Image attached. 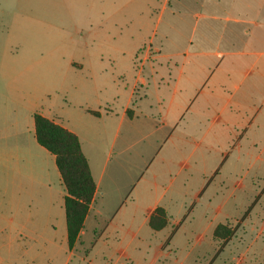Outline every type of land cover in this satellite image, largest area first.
I'll use <instances>...</instances> for the list:
<instances>
[{
    "label": "crops",
    "instance_id": "1",
    "mask_svg": "<svg viewBox=\"0 0 264 264\" xmlns=\"http://www.w3.org/2000/svg\"><path fill=\"white\" fill-rule=\"evenodd\" d=\"M124 3L47 17L68 39L80 30L92 44L111 46V72L103 55L89 61L93 108L53 115L44 108L47 86L8 73L12 99L1 95L0 111V233L6 211L31 205L48 217L46 207H58L67 233V192L55 157L37 142L39 114L78 136L96 184L72 250L66 239L79 264H189L193 253L195 264H264V251L254 250L263 225L252 238L255 221H264L254 212L264 205V187L250 192L264 181V0H164L146 9L140 0ZM165 17L136 71L152 22L155 36ZM159 209L167 225L156 231L151 220ZM220 225L233 230L230 238H215ZM26 226L37 235L31 211ZM39 238L44 249L26 251L29 263L57 260V243ZM207 239L214 249H203ZM179 249L187 250L182 260Z\"/></svg>",
    "mask_w": 264,
    "mask_h": 264
},
{
    "label": "rangeland",
    "instance_id": "2",
    "mask_svg": "<svg viewBox=\"0 0 264 264\" xmlns=\"http://www.w3.org/2000/svg\"><path fill=\"white\" fill-rule=\"evenodd\" d=\"M122 2H107V0H0V111L3 109L1 95L7 99H12L8 87L12 79L8 73L19 75L24 73L25 82H35L38 86H47L44 100V108H50L53 115L61 116L62 112L77 111L80 106H91L94 101L88 99L87 93L91 87L89 78V61L97 56L103 55V67L111 72L112 62L109 61L108 52L111 46L108 43L104 45H94L81 37L82 31L72 32L73 39L62 35L63 31L56 29V24H49L48 15L56 14L64 8H73L76 6L88 7L91 4L96 6L116 7L123 6ZM133 0H126L130 4ZM144 9L157 6L164 0H140ZM152 3V4H151ZM200 23L202 20L194 19V22ZM166 22V17L153 35L156 20L152 22V28L145 36L144 44L139 51V59L135 62V70L141 69L143 56L150 47L148 39L151 37L159 38L162 28ZM64 37V38H63ZM110 44V43H109ZM94 58V59H93ZM94 66V62L92 63ZM84 65V69H80ZM147 71V67L146 70ZM22 80V79H21ZM17 79L16 81H21ZM63 83V89L60 84ZM16 84V83H15ZM21 84V83H20ZM19 83L16 85H20ZM75 107V108H74ZM27 118L23 117L24 126L27 124ZM264 187V181H259L255 190L251 194L257 195ZM244 191H239L242 196ZM244 206H240L238 212L242 214ZM255 214L264 220V205L256 206ZM28 211H31V229L37 231V235L30 233L26 225ZM46 211L52 214L48 217L44 214L43 207L31 205L30 207H21L20 211H6V217L2 223L7 228L0 233V264H30L26 251L30 249H44L35 242L42 241L39 236L52 239L57 243V247L51 248L57 254V260L53 262L47 260L45 264H79L75 257L70 256V250L66 245V226L65 220L58 207L49 206ZM25 216L26 218H24ZM257 231L264 221H255ZM31 236L35 238H31ZM196 238V237H195ZM193 238V240H195ZM253 240V239H250ZM211 240L207 239L203 249H214L210 245ZM257 251H264V232L262 238L256 242ZM209 246V247H207ZM261 247V248H260ZM217 248V247H216ZM187 254L186 249H179L178 257L180 260ZM198 255L193 253L189 264H195L194 258ZM243 253L236 254V258H242ZM50 259V255L48 256Z\"/></svg>",
    "mask_w": 264,
    "mask_h": 264
},
{
    "label": "trees",
    "instance_id": "3",
    "mask_svg": "<svg viewBox=\"0 0 264 264\" xmlns=\"http://www.w3.org/2000/svg\"><path fill=\"white\" fill-rule=\"evenodd\" d=\"M130 113L129 110L128 115ZM93 114L99 115L95 112ZM34 122L37 142L55 157L57 169L67 192L64 208L68 246L72 250L83 229L96 193V184L78 136L39 114L34 115ZM156 220L159 222L156 223ZM166 225L164 211L157 210L151 220V227L157 231ZM232 234L231 228L220 225L215 231V238L225 240Z\"/></svg>",
    "mask_w": 264,
    "mask_h": 264
}]
</instances>
